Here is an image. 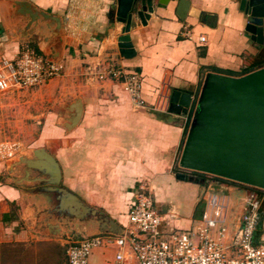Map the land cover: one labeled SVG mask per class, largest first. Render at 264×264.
<instances>
[{"label":"crops","instance_id":"1","mask_svg":"<svg viewBox=\"0 0 264 264\" xmlns=\"http://www.w3.org/2000/svg\"><path fill=\"white\" fill-rule=\"evenodd\" d=\"M238 2L162 0L144 24L134 18L124 33L128 46L120 47L123 24L115 19L112 0H0V53L11 58L26 42L37 52L55 55L63 67L43 83L49 89L46 100L55 104L26 142L25 156L39 147L50 153L59 166V185L120 226L126 223L135 189L145 182L156 207H178L172 223L178 229H189L200 215L205 191L226 195L225 222L231 230L239 223L249 188L181 170L177 160L204 74L237 76L264 65V47L256 48L244 31ZM24 5L57 18L62 39L54 34L51 18H38L26 27L27 18L20 14H25ZM95 58L139 75L142 100L156 108L135 109L116 81L86 77L84 65ZM177 89L190 92L185 113L167 108ZM76 98L79 115L68 125ZM12 161L0 160V264H66L65 246L81 233L96 232L97 221L74 220L87 224L73 229L67 219L54 216L48 210L54 195L39 191L34 181L18 182L25 169L16 165L8 172ZM177 172L192 180L176 179ZM258 193L254 244L264 242V190ZM46 222L58 233L51 234ZM115 252L113 244L104 243L91 250L87 264H116ZM121 264L135 262L129 257Z\"/></svg>","mask_w":264,"mask_h":264},{"label":"water","instance_id":"2","mask_svg":"<svg viewBox=\"0 0 264 264\" xmlns=\"http://www.w3.org/2000/svg\"><path fill=\"white\" fill-rule=\"evenodd\" d=\"M115 2V19L122 23L117 45L128 46L124 34L137 18L142 24L154 7L162 0H112ZM239 9L245 16L244 31L256 48L264 47V0H239ZM26 27L38 18L48 17L30 5H24ZM54 34L62 39L57 18ZM52 59L56 60L55 55ZM190 103V92L171 91L168 110L185 113ZM72 114L68 125L75 124L79 115V101L71 104ZM16 165L24 167L20 181H34L38 190L54 195L49 210L54 216L67 219V223L97 221L93 234H120L122 226L114 223L104 213L85 205L77 196L59 185L60 170L53 156L43 148H33L31 156L18 155L8 165V172ZM177 165L182 170L195 171L231 182L264 190V65L241 75L233 76L208 71L204 74L194 101V107L181 145ZM28 170L36 172L34 177ZM178 180H192L185 173H175ZM73 229L79 224L72 223ZM47 223V222H46ZM49 232L58 233L55 225ZM54 229V230H53ZM69 234V233H68ZM82 234V233H81ZM86 235V234H84Z\"/></svg>","mask_w":264,"mask_h":264},{"label":"built area","instance_id":"3","mask_svg":"<svg viewBox=\"0 0 264 264\" xmlns=\"http://www.w3.org/2000/svg\"><path fill=\"white\" fill-rule=\"evenodd\" d=\"M203 39L204 36H198L199 41ZM62 70L58 62L33 49L17 51L11 58L0 53V95L43 84ZM84 74L96 81H116L135 109L156 108L142 100L139 75L125 72L115 63L95 58L85 63ZM247 187L244 210L231 230L225 222L227 197L215 191L202 194V211L185 230L172 224L179 215L178 207L172 203L164 210L156 207L147 184L140 182L127 209L122 232L79 234L65 246L66 264H87L91 250L104 243L116 248V264L129 257L135 264H264V242L253 243L261 189Z\"/></svg>","mask_w":264,"mask_h":264},{"label":"rangeland","instance_id":"4","mask_svg":"<svg viewBox=\"0 0 264 264\" xmlns=\"http://www.w3.org/2000/svg\"><path fill=\"white\" fill-rule=\"evenodd\" d=\"M98 8L99 5L96 10ZM19 48L18 51L32 49L26 42H23ZM44 84L12 89L0 95L1 161L16 160L18 155H25L28 152L26 142L35 135L45 111L49 109L51 103H54L46 100V92L49 89L45 88ZM57 91L58 86L55 88V92ZM70 95L72 97L73 94Z\"/></svg>","mask_w":264,"mask_h":264},{"label":"trees","instance_id":"5","mask_svg":"<svg viewBox=\"0 0 264 264\" xmlns=\"http://www.w3.org/2000/svg\"><path fill=\"white\" fill-rule=\"evenodd\" d=\"M192 173H195V174H199V175H207L211 178H214V179H219V180H224V181H228V180H225V179H222V178H219V177H215V176H212V175H209V174H205V173H200V172H195V171H191ZM231 182V181H229Z\"/></svg>","mask_w":264,"mask_h":264}]
</instances>
